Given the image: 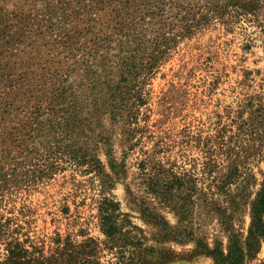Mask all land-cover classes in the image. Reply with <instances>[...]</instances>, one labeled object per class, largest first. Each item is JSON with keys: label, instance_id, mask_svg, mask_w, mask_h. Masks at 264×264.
Listing matches in <instances>:
<instances>
[{"label": "trees", "instance_id": "16d2710c", "mask_svg": "<svg viewBox=\"0 0 264 264\" xmlns=\"http://www.w3.org/2000/svg\"><path fill=\"white\" fill-rule=\"evenodd\" d=\"M263 6L264 0H3L0 188L3 182L24 183L32 172L38 179L68 167L96 173L109 186L113 181L98 154L100 144L111 147L105 123L123 127L130 149L137 147L149 132L140 124L145 84L177 39L205 24L233 26L255 18ZM159 146L142 151L139 177L147 197L171 211L178 225L171 226L152 202L142 200L137 207L157 229L156 246L119 203L104 198L99 206L103 240L87 237L84 230L80 241L56 233L47 252L45 241L37 246L27 233L21 242L17 235L24 228L13 217L0 216L6 252L0 264H169L175 253L159 247L169 241L193 242V254L212 256L215 264L255 258L264 243V185L245 241L233 233L226 252L211 249L190 227L195 199L202 194L197 179L161 159ZM213 146L205 167L222 165L214 157L220 150L233 175L238 170L234 151ZM121 167L117 178L125 174Z\"/></svg>", "mask_w": 264, "mask_h": 264}, {"label": "rangeland", "instance_id": "374dc122", "mask_svg": "<svg viewBox=\"0 0 264 264\" xmlns=\"http://www.w3.org/2000/svg\"><path fill=\"white\" fill-rule=\"evenodd\" d=\"M0 8L3 11V0ZM144 93L147 103L141 108L140 124L147 125L149 132L141 144L130 149L126 130L105 123L111 147L100 144L98 154L105 176L113 181L109 186L96 173L72 167L38 179L39 174L32 172L34 176L24 183L3 182L0 216L13 217L24 228L17 235L21 242L27 233L37 246L45 241L47 252L54 246L56 233L63 238L73 234L80 241L84 237L79 231L84 230L87 237L103 240L99 206L109 198L132 216L156 246L157 229L141 218L137 207L142 200L152 202L171 226L178 225L177 217L147 197L141 185L142 151H154L157 144L161 159L197 179L202 194L195 199L190 219L195 237L225 252L231 234L245 241L253 203L264 185V6L255 18L240 19L233 26L205 24L177 39L146 82ZM212 144L213 149L223 146L234 151L237 164L233 168L238 170L233 175L220 150L214 157L222 165L205 167ZM122 165L125 174L117 178ZM0 247L3 260L6 252L3 244ZM159 247L175 253L169 264H215L212 256L194 255L193 242L169 241ZM263 262L264 243L255 258L244 260V264Z\"/></svg>", "mask_w": 264, "mask_h": 264}]
</instances>
